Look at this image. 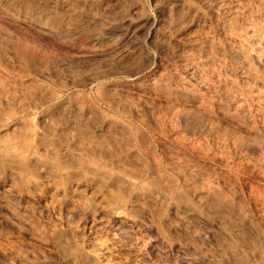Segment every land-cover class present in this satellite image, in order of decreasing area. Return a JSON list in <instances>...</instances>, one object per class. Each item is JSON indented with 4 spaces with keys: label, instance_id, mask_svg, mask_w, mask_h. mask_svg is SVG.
Returning a JSON list of instances; mask_svg holds the SVG:
<instances>
[{
    "label": "rangeland",
    "instance_id": "rangeland-1",
    "mask_svg": "<svg viewBox=\"0 0 264 264\" xmlns=\"http://www.w3.org/2000/svg\"><path fill=\"white\" fill-rule=\"evenodd\" d=\"M37 128L109 191L0 180V264H203L171 208L205 191L243 226L211 263L264 264V0H0V138Z\"/></svg>",
    "mask_w": 264,
    "mask_h": 264
},
{
    "label": "bare ground",
    "instance_id": "bare-ground-1",
    "mask_svg": "<svg viewBox=\"0 0 264 264\" xmlns=\"http://www.w3.org/2000/svg\"><path fill=\"white\" fill-rule=\"evenodd\" d=\"M176 2V1H175ZM180 2V1H178ZM182 2V1H181ZM180 2V3H181ZM114 5V4H113ZM179 5V4H178ZM180 7V6H177ZM180 10V9H179ZM168 11V10H167ZM147 23V22H146ZM156 26V25H155ZM153 27V25H152ZM154 28V27H153ZM151 29V25H147L145 30L146 33L145 35H150V30ZM155 32V31H153ZM136 33V31H135ZM143 33V32H142ZM134 34V33H133ZM247 36V35H246ZM132 37V36H131ZM147 37V36H146ZM152 37V36H151ZM251 38V37H250ZM119 46V45H118ZM125 48V47H124ZM108 51V50H107ZM126 50L124 49H111L106 53V60L107 62H115L118 61L119 59H121L124 55H125ZM105 53V52H104ZM103 53V54H104ZM129 53V52H128ZM105 56V54H104ZM127 56V55H126ZM125 57V56H124ZM123 57V58H124ZM99 58V55H98ZM127 59V57H125ZM236 58L238 59L239 62L241 63H245V56H243L240 53H238L236 55ZM98 60V59H97ZM105 60V61H106ZM124 60V59H123ZM122 60V61H123ZM120 61V60H119ZM121 61V62H122ZM118 62V63H121ZM117 63V62H116ZM114 64V63H112ZM117 65V64H116ZM119 66V64H118ZM147 69V68H145ZM142 70V69H141ZM242 73V72H241ZM138 72L133 75V77L131 78V82L135 79H137V75ZM139 76V75H138ZM135 79V80H136ZM134 80V81H135ZM237 92V91H236ZM71 111L73 112V110L68 107V110H66L65 114L68 119L70 118V116H72L73 114L71 113ZM21 113V112H20ZM79 113V111H78ZM77 113V114H78ZM55 114V113H54ZM62 114V113H61ZM77 116V115H76ZM64 117V116H63ZM64 117V120H65ZM51 118H49L50 120ZM75 119V118H74ZM73 119V120H74ZM84 118H82L83 120ZM29 120V119H28ZM48 120V121H49ZM72 120V119H71ZM76 120V119H75ZM86 120V119H85ZM89 120V119H88ZM51 121V120H50ZM76 122V121H75ZM108 122V121H107ZM71 123V122H70ZM91 123V122H90ZM56 124V123H55ZM33 125V124H32ZM20 126H22L20 124ZM28 126V125H27ZM59 126V125H58ZM105 126V125H104ZM19 127V126H18ZM30 127V126H29ZM69 127V126H67ZM74 127V125H73ZM99 127V126H98ZM113 127V126H112ZM18 129V128H17ZM16 129V130H17ZM64 129V128H63ZM70 130H74L73 128L69 127ZM25 130V129H24ZM65 130V129H64ZM68 130V129H67ZM114 130V129H113ZM30 131V130H29ZM24 133L23 135H18L17 136H10L11 138H0V180H10V182L15 181V180H19L21 179L23 173H37V182L39 181L40 184L42 185V187H45L46 190H52L49 192H53L54 191H59V192H63L67 193L68 195L65 194V196H69V193L72 191L76 192L77 191H81V193H84V190L88 191V193H90V197L93 196H104L107 192H105L103 190V187L100 186L98 183L100 182L98 181H94V180H90L87 181V179H84L82 176V173H80V167L78 168L77 166H75V164H69L71 159H78L77 153L73 152L69 149H67L66 147H64V145H62V147L58 150H53L49 147H47L48 145H45L43 143V139L46 137L45 133L42 130L37 129H33L30 132ZM59 131V130H58ZM66 131V130H65ZM112 131V130H111ZM3 132V131H2ZM78 132V131H77ZM96 132V131H95ZM99 132V131H98ZM5 133V132H4ZM8 133V132H7ZM69 135L70 139L74 138V135L72 134L73 132L69 131ZM113 133V132H112ZM3 134V133H2ZM91 134V133H90ZM7 135V134H6ZM78 135V134H77ZM114 135V134H113ZM87 136V135H86ZM116 136V135H115ZM76 137V136H75ZM111 137V136H110ZM87 139V138H86ZM65 140V138H64ZM89 140V139H88ZM63 141V140H62ZM94 141V140H93ZM112 141V140H110ZM120 141V140H119ZM89 142V141H88ZM95 142V141H94ZM48 143V141L46 142ZM64 143H67L64 142ZM97 143V142H96ZM73 144V143H72ZM76 144V143H75ZM95 145V144H94ZM78 146V145H77ZM79 149V147H78ZM81 150H87V145H85ZM79 151V150H78ZM77 151V152H78ZM89 151V150H88ZM92 151V150H91ZM90 151V152H91ZM43 156V157H42ZM86 156V154H85ZM90 156V155H89ZM96 156V155H95ZM47 159H46V158ZM95 158V157H93ZM97 158V156H96ZM101 159V158H99ZM84 160V159H83ZM87 160V159H86ZM85 160V161H86ZM75 161V160H74ZM72 162V161H71ZM84 162V161H83ZM91 162V159H90ZM74 163V162H73ZM80 163V162H79ZM88 163V162H87ZM92 164V163H91ZM110 164V162H109ZM112 164V163H111ZM107 165V164H106ZM105 165V166H106ZM114 165V164H113ZM93 168V167H92ZM102 168V167H101ZM117 168V167H116ZM94 170V169H93ZM125 170V169H124ZM66 171H70L72 173H74L75 177H73L72 179H70V181L68 182V186L66 185L63 188H59L57 186V183L54 181L55 180V176L57 174H60L61 172H66ZM111 171V170H110ZM83 172V171H81ZM86 172V171H85ZM91 173V171L89 172ZM104 173V172H103ZM84 174V173H83ZM87 174V173H86ZM85 174V175H86ZM27 175V174H26ZM65 175V173H64ZM105 175V174H104ZM68 176V174L66 175ZM127 176V175H126ZM35 177V176H34ZM57 177V176H56ZM25 178V176L23 177ZM64 178V177H63ZM100 178V176H99ZM120 178V177H119ZM127 178V177H126ZM30 179V178H29ZM115 180V179H114ZM113 180V183H114ZM130 179H124V183L126 185H129L131 183H129ZM31 181H35L32 180ZM116 181V180H115ZM118 181V180H117ZM116 181L117 184H120L122 182H120L121 180H119L118 182ZM134 181V180H131ZM136 181V180H135ZM9 182V183H10ZM36 182V183H37ZM98 182V183H97ZM1 183V182H0ZM5 183V182H4ZM35 183V182H34ZM102 183V182H101ZM100 183V184H101ZM115 183V184H116ZM3 184V183H2ZM113 184V185H115ZM123 184V183H122ZM135 184V183H134ZM10 185V184H9ZM39 185V184H38ZM65 185V184H64ZM111 185V186H113ZM133 185V184H132ZM1 186V185H0ZM11 186V185H10ZM9 186V187H10ZM37 186V185H36ZM31 187V186H29ZM110 187V186H109ZM124 187V186H123ZM128 187V186H127ZM129 187H132L129 185ZM3 188V187H1ZM0 188V190H2ZM7 188V187H6ZM111 188V187H110ZM210 188V187H209ZM107 189V188H105ZM124 189V188H123ZM4 190V189H3ZM127 190V189H126ZM209 190V189H208ZM7 193L9 194H15L14 192H16V190L11 186V188L6 189L5 190ZM128 191V190H127ZM5 192V193H6ZM165 192V191H164ZM207 192V193H206ZM1 193V191H0ZM2 194V195H5ZM60 193V195H61ZM149 193V192H148ZM194 193V192H193ZM192 193V194H193ZM208 191H205V194L202 193H195L191 196V199H189V201L187 203H182V204H175L172 209L173 214L176 216L177 222L180 226V228L182 229V231L187 235L188 238L197 241V243H199V245L196 246H190L183 243L182 241L179 240V246H181L182 250H189V252L191 251L193 254H195V256H201V262L203 264H209L211 262H218L221 261L222 258L224 257V251L218 248H215V244L217 242H214L215 240V231H220L219 233L222 235H226L227 237L230 238H238L240 233H241V229L243 226H241V228L239 226H237L234 230L230 229H226L221 223V221L218 219L219 214L221 215V211L220 208H211L209 206H207V204L209 203H213L212 199L210 198V196L208 195ZM51 194V193H50ZM55 194V193H54ZM59 194V193H57ZM87 194V193H86ZM103 194V195H102ZM155 194V191H154ZM157 194V193H156ZM8 195V194H7ZM74 195V194H73ZM88 195V196H89ZM158 195V194H157ZM202 195V196H200ZM204 195V196H203ZM6 196V195H5ZM4 196V197H5ZM10 197L12 195H9ZM8 196V197H9ZM18 196V195H16ZM142 197L144 198H149L150 194H146L145 191L144 193L141 194ZM161 196V195H160ZM7 197V196H6ZM5 197V199H6ZM9 197V198H10ZM14 197V196H13ZM11 197V198H13ZM140 197V196H139ZM152 197V196H151ZM158 197V196H157ZM162 198L164 197V195L161 196ZM203 197V198H202ZM1 198V197H0ZM17 198V197H14ZM160 198V197H159ZM95 199V198H94ZM100 198L96 199L99 200ZM103 199V198H102ZM151 199H154L151 198ZM150 199V200H151ZM161 199V198H160ZM149 200V201H150ZM155 200V199H154ZM5 201V200H4ZM7 201V200H6ZM102 201V200H101ZM148 201V202H149ZM152 201V200H151ZM161 201V200H160ZM159 201V202H160ZM187 201V200H186ZM104 202V201H103ZM107 202V201H106ZM157 202V201H156ZM158 202V204H159ZM3 203V202H1ZM121 203V202H120ZM145 204V203H143ZM141 204L140 206L142 207ZM105 205V203H104ZM206 205V207H205ZM160 206V205H159ZM197 206H201L204 207L202 210H198ZM218 206V205H217ZM10 207V206H9ZM16 215V214H15ZM223 216L225 214H222ZM222 216V218H223ZM210 217L214 218V220H210ZM228 218V217H227ZM12 219V218H11ZM226 219V218H225ZM220 222H219V221ZM15 220H12V222ZM11 222V221H10ZM11 222V223H12ZM21 223V222H20ZM13 225V224H12ZM249 225V224H248ZM16 226V225H15ZM174 226V225H173ZM234 228V227H233ZM244 229H247L246 227H244ZM240 231V232H239ZM249 231V230H248ZM251 233H253L252 231H250ZM249 232V233H250ZM244 233H246L244 231ZM217 234V233H216ZM254 234V233H253ZM221 235V236H222ZM248 235V234H247ZM245 236V235H244ZM255 237V236H254ZM224 238V237H223ZM222 238V239H223ZM184 240V239H183ZM229 240V238L227 239V241ZM232 239H230L231 241ZM188 242V241H187ZM191 242V241H190ZM194 243V242H193ZM233 243V241H232ZM190 244V243H189ZM218 244V243H217ZM234 244V243H233ZM195 245V244H194ZM219 247L221 245H218ZM234 247V245L232 246ZM231 247V248H232ZM236 247V246H235ZM234 247V248H235ZM232 248V249H234ZM236 249H240V248H236ZM247 252V251H246ZM226 254V253H225ZM189 255H191L189 253ZM192 256V255H191ZM193 257V256H192ZM239 257V256H238ZM200 259V258H199ZM225 260V259H224ZM212 264V263H211Z\"/></svg>",
    "mask_w": 264,
    "mask_h": 264
}]
</instances>
